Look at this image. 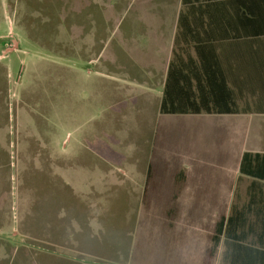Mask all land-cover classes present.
<instances>
[{"label":"rangeland","instance_id":"rangeland-1","mask_svg":"<svg viewBox=\"0 0 264 264\" xmlns=\"http://www.w3.org/2000/svg\"><path fill=\"white\" fill-rule=\"evenodd\" d=\"M175 2L0 0V264H199L204 232L170 229L141 202L148 157L156 140L157 152L210 154L220 137L231 149L226 126L244 118L159 115L168 49L153 29L149 47L135 37ZM234 164L229 204H241L250 180ZM96 169L114 172L98 183Z\"/></svg>","mask_w":264,"mask_h":264},{"label":"trees","instance_id":"trees-1","mask_svg":"<svg viewBox=\"0 0 264 264\" xmlns=\"http://www.w3.org/2000/svg\"><path fill=\"white\" fill-rule=\"evenodd\" d=\"M252 112L264 113V0H180L159 113ZM156 143L141 202L160 207V219L170 229L176 224L184 232H204L199 264H214L220 244L224 245V264H264V195L259 182L264 180V152L245 151L241 155L238 172L250 180L247 198L241 204L226 207L224 201L213 199L205 207L195 199L183 209L178 198L184 188L192 185L193 179L207 180L210 176L188 175L179 153L157 152ZM190 166L214 168L208 162H192ZM201 187L195 196H201ZM254 224L259 229L256 238Z\"/></svg>","mask_w":264,"mask_h":264},{"label":"crops","instance_id":"crops-1","mask_svg":"<svg viewBox=\"0 0 264 264\" xmlns=\"http://www.w3.org/2000/svg\"><path fill=\"white\" fill-rule=\"evenodd\" d=\"M156 1V0H155ZM166 1V0H163ZM161 0V2H163ZM168 3H170L168 1ZM162 4V3H160ZM170 5V4H169ZM173 5V4H171ZM174 8H169L168 6L166 7L165 5H158V7L154 10L153 17L156 18L154 27L153 25L147 24V26L142 29V32L139 33L142 36H136L135 39L138 41L136 42L138 47H149V41L150 39L154 38L155 36V46L161 47L162 49H168V52H163L162 50V57L163 60L162 62L166 65L165 67V72L164 76L162 79L161 83V88L159 89V103H158V111H159V104L161 100V95H162V88L166 76V71L168 67V63L170 61V55L172 51V39H174L175 33H176V27H177V17L178 13L180 10V0H178V3L176 5V2L174 3ZM146 14L150 16V10L145 9ZM144 11V9H143ZM151 29H153L154 36H152ZM143 33V34H142ZM135 35L132 36V39ZM135 42V40H134ZM139 42V43H138ZM143 43V46L140 44ZM143 53V52H142ZM160 57V56H159ZM261 114V113H260ZM159 115H164V114H159ZM201 115V114H200ZM207 115V114H205ZM166 116V115H165ZM176 116H184V115H176ZM214 116L215 118L217 117H223V116H231L232 118H244L243 122L241 121L240 123H235L232 126H226V131H227V136H225V142L227 141V137L232 133L235 135V140L230 141L231 149L228 148V145H225V148L221 149V137L219 141V146L215 147L214 151L212 153H207L206 149L204 148H197L193 146L191 149H185L183 151L178 152L181 158L184 160V171L190 175V176H204L208 175L210 176L207 180H198V179H193V184L192 185H187L182 193L180 194L178 201L180 202L181 206L183 209L188 208L190 205L193 204L195 199H197L199 202H202L205 207H207L208 204L213 201V199L217 202L220 203H225L226 207L229 204V188H230V183L228 177L226 175L228 174L226 171V167H228V163L230 160H236L235 166V174L240 175L238 172V165L239 161L241 158V155L245 151H252V152H264V148H261V143L264 142V113L262 115H259L256 119L249 118V116H246V114H232V115H210ZM252 124V126H250ZM164 133V130H162ZM159 140L162 139V135L159 136ZM171 139V138H170ZM171 141V140H170ZM174 142V141H173ZM188 142H191V139L189 137ZM232 142V143H231ZM194 144V143H193ZM252 145V146H248ZM230 151L234 152V156L230 155ZM151 153V151H150ZM218 156V157H217ZM233 157V158H231ZM148 160H150V155L148 157ZM149 162V161H148ZM192 162H208L212 165H214V168H207V169H196L192 168L190 166V163ZM148 165V164H147ZM233 166V168H234ZM95 176L97 177L98 180L96 182H100L98 176L100 174H107V173H113V169H108L106 172L101 171L100 169L95 170ZM121 172L125 173L127 172L126 175H130L126 170H121ZM147 172V167L144 172V176L146 175ZM103 174V175H104ZM136 175V174H135ZM218 178H212V177H217ZM225 176V177H224ZM245 177V176H243ZM247 178V177H246ZM144 181V180H143ZM261 184V188L263 191L264 195V180L259 181ZM100 186V184H99ZM199 186L201 187V196L197 197L195 196L196 190ZM187 193L189 196L188 199H184V194ZM213 197V198H212ZM187 202V203H185ZM255 225V224H254ZM258 225L256 224L254 226V237L256 238L257 233H258Z\"/></svg>","mask_w":264,"mask_h":264}]
</instances>
